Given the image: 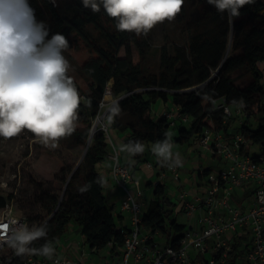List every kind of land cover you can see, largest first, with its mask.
I'll return each instance as SVG.
<instances>
[{
    "label": "trees",
    "instance_id": "obj_1",
    "mask_svg": "<svg viewBox=\"0 0 264 264\" xmlns=\"http://www.w3.org/2000/svg\"><path fill=\"white\" fill-rule=\"evenodd\" d=\"M30 4L36 18L48 24L49 37L62 33L68 42L73 38L82 42L92 54L83 64L75 65L87 83V90L73 79L80 96H85L72 134L74 146L86 147L104 93L110 87L114 98H122L119 101L122 111L114 123L106 124L109 131H127L126 144L129 140L153 144L168 133L170 122L152 116V104L158 99L171 100L192 119L189 128L179 126L173 143L190 144L205 128L228 133L235 119L229 118L224 123L223 112L213 108L216 100L225 97L229 104L243 101L247 116L239 129L248 138V147L264 149V72L259 67L264 64V0L246 4L239 17L217 11L207 0H185L176 18L189 28L187 40L181 43L168 36L158 48L155 64L150 62L151 33L137 36L134 32L118 31L116 18L109 17L102 7L93 13L83 7L82 0H30ZM244 68L250 71L253 80L241 88L232 74ZM205 93L212 99H203ZM108 143L106 133L97 129L83 161L65 177L62 195L46 190L42 202L48 214L44 220L49 226L47 239L54 247L73 221L92 252L109 247L112 259L120 264L124 236L115 222L99 171L109 157ZM146 156L144 150L133 157L136 163L130 166L133 173L137 164L147 162ZM209 171L211 168H206L201 175ZM98 178H102V183L96 182ZM87 184L90 188L81 192ZM149 186L155 187L143 225L152 232L161 231L166 243L175 246L185 225L174 216L166 183L159 181ZM43 243L45 240L40 239L31 246ZM24 258L25 255L15 256L10 264H24Z\"/></svg>",
    "mask_w": 264,
    "mask_h": 264
},
{
    "label": "built area",
    "instance_id": "obj_2",
    "mask_svg": "<svg viewBox=\"0 0 264 264\" xmlns=\"http://www.w3.org/2000/svg\"><path fill=\"white\" fill-rule=\"evenodd\" d=\"M107 95L113 98L110 87L104 93L95 119L107 115L103 110ZM82 97L85 99L84 95ZM213 108L223 112L224 123L229 118H243L244 121L247 116L244 105L229 104L225 97L216 100ZM162 117L170 122V127L176 126L177 122L188 125L192 122L191 117L182 113L177 106L166 111ZM104 121L98 129H102L108 137L111 175L123 192L120 209L130 215L128 226L118 227L124 236L120 264H264V149L256 146L262 150L259 155L248 151V138L239 129L243 121L228 133L205 128L200 134L198 147L208 155L217 156L219 162L223 163L218 169L211 168L204 175L201 186L192 190L183 186L180 166L162 168L161 182L171 177L179 184L176 186L177 210L187 218L175 246L166 243L161 231L152 232L143 225L144 215L153 197L147 201L143 199L141 191L133 188V172L122 161L121 152ZM147 165L155 167L152 163ZM9 218L26 224L25 218L11 210H0V226L7 223ZM159 240L165 242L160 243ZM9 248L7 242L0 240V264H10L17 256L14 250L7 254ZM55 249L52 260L25 255L24 264H55L56 261L59 264H82L81 258L59 253L57 244ZM79 252L85 256L82 251Z\"/></svg>",
    "mask_w": 264,
    "mask_h": 264
},
{
    "label": "clouds",
    "instance_id": "obj_3",
    "mask_svg": "<svg viewBox=\"0 0 264 264\" xmlns=\"http://www.w3.org/2000/svg\"><path fill=\"white\" fill-rule=\"evenodd\" d=\"M185 0H82L84 8L93 13L101 7L109 17L116 18V29L147 33L157 24L172 21L180 13ZM217 11H227L239 17L240 9L252 0H207ZM50 28L36 18L30 0H0V137L12 138L24 130L32 133L45 146L56 148L61 138L76 130L78 109L84 99L73 78L68 74L70 62L63 54L69 42L62 33L49 37ZM205 100L211 95L205 93ZM234 103H237L234 101ZM239 103L243 107V101ZM122 109L118 98H112L106 109L105 121L114 123ZM172 135L152 144V152L162 166L170 169L182 166L183 158L173 151ZM129 157L143 154L140 140H129L121 146ZM129 166L134 160L129 159ZM97 183H102L98 178ZM90 184L80 189L85 192ZM0 240L7 242L17 256L37 255L49 260L56 254L48 240L47 221L28 226L14 218L0 226ZM44 239L39 247L33 242ZM55 264H59L56 261Z\"/></svg>",
    "mask_w": 264,
    "mask_h": 264
},
{
    "label": "rangeland",
    "instance_id": "obj_4",
    "mask_svg": "<svg viewBox=\"0 0 264 264\" xmlns=\"http://www.w3.org/2000/svg\"><path fill=\"white\" fill-rule=\"evenodd\" d=\"M188 29L186 24L178 21L176 17L172 21L165 20L153 27L149 31L152 46L150 62L155 64L158 61V48L165 44L168 36L185 43ZM121 53L124 54L123 51ZM63 54L71 65L70 76L87 90V83L76 71L75 65L83 64L92 54L82 42L75 41L74 38L69 41V49ZM259 67L264 72V64H259ZM232 77L235 84L241 88L246 87L253 80L252 74L246 68L234 72ZM110 101H106L104 111ZM157 101L162 102L161 99ZM157 101L152 104L151 109L152 116L156 120L161 118L163 114V112L158 115L154 113V108L158 104ZM240 121H243V118H236L231 124V129H235ZM104 122L106 123V121ZM101 126L102 123L98 125L97 129ZM179 126L180 124L175 127L171 126L168 133L172 136L176 135ZM84 150L85 147L83 146L76 147L73 145V135L61 138L56 148H52L50 145L45 146L27 130L12 138L0 137V210H11L17 216L25 218L26 224L30 227L43 223L48 214L44 210L45 203L42 202V194L46 190H51L54 194L62 195L66 184L65 177L80 164ZM248 151H251L253 155H259L262 150L259 147L251 146ZM121 155L124 157L123 153ZM146 157L153 164L158 163V159L151 149L147 150ZM214 159L210 162L214 169H218L223 163L219 162L218 158ZM157 181L158 177H155L153 182ZM164 182L167 185L170 201L174 206V216L177 222L186 224V216L177 210V187L170 178ZM151 192L152 186L146 188V194L150 199L152 197ZM2 202L5 205L1 206ZM82 238L78 225L72 221L68 231L63 236V241L66 242L67 239L66 243L72 242L80 246V250L85 256H79L85 261V264H117V260L112 259L110 255L109 247L98 252H92L87 246L81 244ZM159 241L160 243L165 242L164 240ZM12 251L13 249L10 247L6 253Z\"/></svg>",
    "mask_w": 264,
    "mask_h": 264
},
{
    "label": "crops",
    "instance_id": "obj_5",
    "mask_svg": "<svg viewBox=\"0 0 264 264\" xmlns=\"http://www.w3.org/2000/svg\"><path fill=\"white\" fill-rule=\"evenodd\" d=\"M157 103H158L157 106H155L154 108V113L156 115L161 114L162 112L164 114L166 111H170L175 107L174 103L171 100L167 102H164L162 100V102L160 103L157 101ZM178 124L181 125L180 122H177L176 126ZM182 125H185V124H182ZM185 126L189 128L190 125L187 124ZM110 132H111V137L113 138L117 148L120 150L121 153L124 154V157L121 156L122 161L125 164H129L128 163L129 159H132L134 160V163L132 165L136 164L135 159L133 157H129V154L126 151L121 150V146L126 144V140L129 137V133L127 131L119 132L116 130L114 131L112 130ZM177 136H178V131L176 135L172 136V139L175 140ZM144 145H145L146 151L152 149V144H144ZM173 151L178 152L180 156L183 158L182 166H180L181 184L185 186L186 188H188L189 190H192L196 186H201V183L204 180L203 179L204 175H201V171L206 168H213L210 161L215 160L214 158H218L217 156L208 155L204 153L201 150V148L198 147L197 139L193 140L192 143L190 144L182 145V144L174 143ZM148 163H152V162H150L147 159V162L137 164L135 172L133 173L134 182L132 185L134 189H137L142 192L143 199L147 201L151 200L153 197L154 186H152L151 199L148 198L146 194V188H149L150 187L149 185L156 183V182H153L155 177H158V181H161L160 172L162 168L166 167V166H162L158 162L157 164L152 163L155 167L150 168L147 165ZM99 171L104 179L105 194H106L109 205H111V207L113 208V213L115 216V222L117 226L118 227L128 226V220H129L130 215L127 212H123L120 209V203H121V199L123 198V192L112 178L110 160H107L102 165H100ZM169 178L171 181H173V184L175 186H179V184L176 181H174L173 178L171 177H167L164 180L166 179L168 180ZM164 180H162V182H164ZM67 241L68 240L66 239V242ZM66 242L63 241V237H62L61 240L57 243V249L59 253L64 254V255H71L73 258H76V259L81 258L80 257L81 254L79 252L81 251L80 246L76 243H72V242L66 243ZM81 244L85 245L84 238H82ZM81 261H82V264H85L84 260L81 259Z\"/></svg>",
    "mask_w": 264,
    "mask_h": 264
},
{
    "label": "bare ground",
    "instance_id": "obj_6",
    "mask_svg": "<svg viewBox=\"0 0 264 264\" xmlns=\"http://www.w3.org/2000/svg\"><path fill=\"white\" fill-rule=\"evenodd\" d=\"M110 97H111L110 95H107L106 98H105L106 101H110V100H111ZM105 116H106V115H101V116H99V117L95 120L94 125H93V133H94V131L97 130L98 125H99L100 123H102V122L105 120ZM93 135H94V134H93ZM91 141H92V139H91ZM91 141H90V143H91Z\"/></svg>",
    "mask_w": 264,
    "mask_h": 264
},
{
    "label": "water",
    "instance_id": "obj_7",
    "mask_svg": "<svg viewBox=\"0 0 264 264\" xmlns=\"http://www.w3.org/2000/svg\"><path fill=\"white\" fill-rule=\"evenodd\" d=\"M231 40H232V36H231ZM228 51H229V49H228ZM228 51H227L226 56L228 55ZM223 63H224V61H223ZM223 63H222V65H223ZM222 65H221V66H222ZM220 68H221V67H220ZM220 68H219V69H220ZM218 71H219V70H218ZM121 99H122V98H119V101H120ZM105 114H107L106 111H105ZM96 131H97V130H96ZM96 131H94V133H93V127H92L91 134H90V138H89L88 143H87V145H86V147H85L84 154H83V158H82L81 162L83 161V159H84V157H85V154H86V152H87V150H88V147H89V145H90V141H91V139L93 138V134H95ZM81 162H80V164H81ZM80 164H79V165H80ZM79 165L75 168V170L79 167Z\"/></svg>",
    "mask_w": 264,
    "mask_h": 264
}]
</instances>
